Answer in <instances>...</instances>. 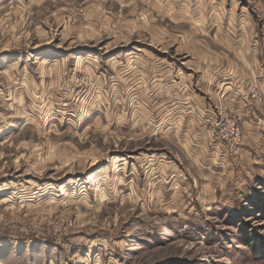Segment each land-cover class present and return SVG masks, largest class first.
<instances>
[{
	"label": "rangeland",
	"instance_id": "obj_1",
	"mask_svg": "<svg viewBox=\"0 0 264 264\" xmlns=\"http://www.w3.org/2000/svg\"><path fill=\"white\" fill-rule=\"evenodd\" d=\"M0 264H264V0H0Z\"/></svg>",
	"mask_w": 264,
	"mask_h": 264
},
{
	"label": "trees",
	"instance_id": "obj_2",
	"mask_svg": "<svg viewBox=\"0 0 264 264\" xmlns=\"http://www.w3.org/2000/svg\"><path fill=\"white\" fill-rule=\"evenodd\" d=\"M258 251V250H257Z\"/></svg>",
	"mask_w": 264,
	"mask_h": 264
}]
</instances>
